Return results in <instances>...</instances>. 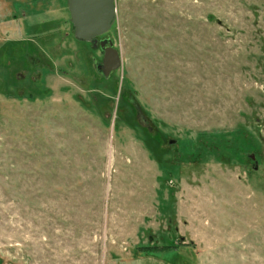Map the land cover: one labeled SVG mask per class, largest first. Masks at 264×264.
Returning <instances> with one entry per match:
<instances>
[{"label":"rangeland","instance_id":"374dc122","mask_svg":"<svg viewBox=\"0 0 264 264\" xmlns=\"http://www.w3.org/2000/svg\"><path fill=\"white\" fill-rule=\"evenodd\" d=\"M114 6L0 0V264H264V0Z\"/></svg>","mask_w":264,"mask_h":264},{"label":"water","instance_id":"95a60500","mask_svg":"<svg viewBox=\"0 0 264 264\" xmlns=\"http://www.w3.org/2000/svg\"><path fill=\"white\" fill-rule=\"evenodd\" d=\"M70 20L74 30V37L78 41L90 42L109 32L116 18L114 0H66ZM106 42L100 43L104 53L102 72L107 77L109 73L121 68L119 54L109 48L105 49ZM254 160L253 157H251ZM257 167H255L256 169Z\"/></svg>","mask_w":264,"mask_h":264},{"label":"flooded vegetation","instance_id":"af4514ba","mask_svg":"<svg viewBox=\"0 0 264 264\" xmlns=\"http://www.w3.org/2000/svg\"><path fill=\"white\" fill-rule=\"evenodd\" d=\"M98 38H100V37H98ZM82 42V41H81ZM104 42H106V41H104ZM101 43V42H100ZM100 43H99V47H100ZM108 46H109V42H106V44H105V46H104V48L105 49H108ZM111 73H113V72H111ZM111 73H109V74H111ZM104 75V74H103ZM105 76V75H104Z\"/></svg>","mask_w":264,"mask_h":264}]
</instances>
